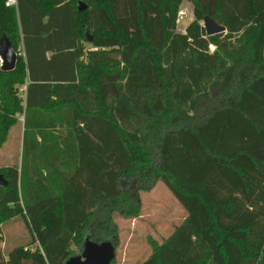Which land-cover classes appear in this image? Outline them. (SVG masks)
Wrapping results in <instances>:
<instances>
[{
    "label": "trees",
    "instance_id": "1",
    "mask_svg": "<svg viewBox=\"0 0 264 264\" xmlns=\"http://www.w3.org/2000/svg\"><path fill=\"white\" fill-rule=\"evenodd\" d=\"M186 1L179 32L183 0H0L16 53L0 147L23 127L0 167V264H64L86 236L116 247L114 213L138 216L159 181L185 216L140 264H264V0ZM15 217L37 247L5 255Z\"/></svg>",
    "mask_w": 264,
    "mask_h": 264
},
{
    "label": "rangeland",
    "instance_id": "2",
    "mask_svg": "<svg viewBox=\"0 0 264 264\" xmlns=\"http://www.w3.org/2000/svg\"><path fill=\"white\" fill-rule=\"evenodd\" d=\"M181 7L188 8V16L179 20L177 24L178 29L183 31L185 25L192 19V5L184 2ZM18 134L20 130L16 124L11 127L8 139L3 144V150L0 151H7V157L0 162L18 163L21 139ZM139 199L138 216L124 218L117 213L113 215L118 230L113 264H140L152 252L151 241L161 242L185 216L183 208L160 181L150 191L140 192ZM224 213L229 214V210H222L221 214ZM2 236L1 248L5 255L15 246L24 245L30 249L37 247L36 243L28 245L31 237L26 225L19 217L3 223ZM71 250L74 254L80 253L76 245H72Z\"/></svg>",
    "mask_w": 264,
    "mask_h": 264
},
{
    "label": "water",
    "instance_id": "3",
    "mask_svg": "<svg viewBox=\"0 0 264 264\" xmlns=\"http://www.w3.org/2000/svg\"><path fill=\"white\" fill-rule=\"evenodd\" d=\"M86 8V5L82 2H78V10L82 11ZM202 24L207 36L217 33H223L226 31L224 25L217 23L213 18L205 16L202 20ZM88 41L91 40V36H87ZM0 57L3 61L1 68L3 70H11L15 66L16 53L11 48L10 42L7 38H4L0 45ZM3 174L0 173V186L6 185ZM116 247L113 239H103L101 241H95L89 236L84 238L81 245V252L76 255L70 256L64 264H110L115 258Z\"/></svg>",
    "mask_w": 264,
    "mask_h": 264
},
{
    "label": "crops",
    "instance_id": "4",
    "mask_svg": "<svg viewBox=\"0 0 264 264\" xmlns=\"http://www.w3.org/2000/svg\"><path fill=\"white\" fill-rule=\"evenodd\" d=\"M189 3V5H191V3L190 2H188V1H186V0H183V2H182V5H183V3ZM192 20V19H191ZM190 20V21H191ZM189 21V22H190ZM178 22L179 21H177V24H178ZM188 22V23H189ZM187 23V24H188ZM187 24L185 25V27L187 26ZM185 29V28H184ZM177 31H179V32H183V31H180L179 29H178V25H177ZM211 46H213V45H211ZM210 46V47H211ZM211 49L213 50L214 49V46L213 47H211ZM17 126L19 127V130H20V134H18L19 135V137H21V139H20V145H19V153H20V155H19V160H20V156H21V151H22V131H23V127H22V125L21 124H17ZM11 129V128H10ZM9 133H10V130H9V132H8V135H9ZM7 139H8V136H7ZM7 141V140H6ZM2 147H3V145L0 147V151H2L3 149H2ZM7 157V151H3V152H0V161H2V159L4 158H6ZM4 159H3V161H4ZM19 162V161H18ZM9 165H13V164H9L8 162H6V163H4V162H0V167H5V166H9Z\"/></svg>",
    "mask_w": 264,
    "mask_h": 264
},
{
    "label": "built area",
    "instance_id": "5",
    "mask_svg": "<svg viewBox=\"0 0 264 264\" xmlns=\"http://www.w3.org/2000/svg\"><path fill=\"white\" fill-rule=\"evenodd\" d=\"M6 5L8 6H15L16 5V0H6ZM192 14V11H191ZM188 16V8H183L180 6L178 12H177V21L183 20ZM3 61L0 57V66L2 65Z\"/></svg>",
    "mask_w": 264,
    "mask_h": 264
}]
</instances>
